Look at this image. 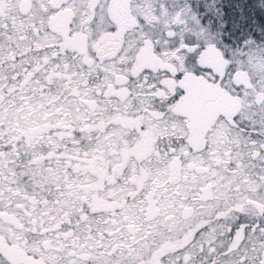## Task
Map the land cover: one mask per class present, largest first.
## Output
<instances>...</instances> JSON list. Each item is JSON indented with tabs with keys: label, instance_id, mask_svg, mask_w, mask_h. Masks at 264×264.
<instances>
[{
	"label": "snow or ice",
	"instance_id": "obj_1",
	"mask_svg": "<svg viewBox=\"0 0 264 264\" xmlns=\"http://www.w3.org/2000/svg\"><path fill=\"white\" fill-rule=\"evenodd\" d=\"M0 264H264V0H0Z\"/></svg>",
	"mask_w": 264,
	"mask_h": 264
}]
</instances>
